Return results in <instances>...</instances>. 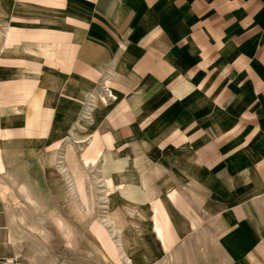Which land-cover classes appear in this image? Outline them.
Instances as JSON below:
<instances>
[{
	"label": "crops",
	"instance_id": "obj_1",
	"mask_svg": "<svg viewBox=\"0 0 264 264\" xmlns=\"http://www.w3.org/2000/svg\"><path fill=\"white\" fill-rule=\"evenodd\" d=\"M105 89L83 161L122 185L138 252L264 264V0H0V194L45 183ZM16 252L0 196V263Z\"/></svg>",
	"mask_w": 264,
	"mask_h": 264
},
{
	"label": "rangeland",
	"instance_id": "obj_2",
	"mask_svg": "<svg viewBox=\"0 0 264 264\" xmlns=\"http://www.w3.org/2000/svg\"><path fill=\"white\" fill-rule=\"evenodd\" d=\"M103 98H98L100 102L89 101L81 111L78 119L81 124L71 128L70 140L55 152V164L46 163L54 171L46 173L45 183L39 182L30 190L14 185L0 194L13 222V243L17 251L13 260L0 264H129L125 256L131 258V264L172 263L167 253L156 261L158 255L138 252L141 239L134 236L132 207L123 205L122 185L110 180L111 173H107L108 167L101 156L95 165H85L83 161L91 141L76 142L83 139L79 134L91 123L92 112L95 110L94 115L100 105L108 104ZM69 150L75 152V166L69 160ZM61 169L67 171L66 176L60 173ZM76 178L82 181V192ZM28 194L45 200L56 212L55 216L44 219L46 215L29 201ZM112 199L114 213L107 209ZM113 215L116 218L110 219ZM108 219L113 227L107 226Z\"/></svg>",
	"mask_w": 264,
	"mask_h": 264
},
{
	"label": "built area",
	"instance_id": "obj_3",
	"mask_svg": "<svg viewBox=\"0 0 264 264\" xmlns=\"http://www.w3.org/2000/svg\"><path fill=\"white\" fill-rule=\"evenodd\" d=\"M104 97H105V98H103V101L106 102V103H107L109 100H112V99H113L112 93H111V91H110L109 89H105V90H104Z\"/></svg>",
	"mask_w": 264,
	"mask_h": 264
},
{
	"label": "bare ground",
	"instance_id": "obj_4",
	"mask_svg": "<svg viewBox=\"0 0 264 264\" xmlns=\"http://www.w3.org/2000/svg\"><path fill=\"white\" fill-rule=\"evenodd\" d=\"M76 143H79V144H80V143H83V141H80V140H79V141H77ZM111 207H112V205L110 206V208H111ZM111 209H112V208H111ZM107 222H108V221H107ZM107 224H108V223H107Z\"/></svg>",
	"mask_w": 264,
	"mask_h": 264
}]
</instances>
